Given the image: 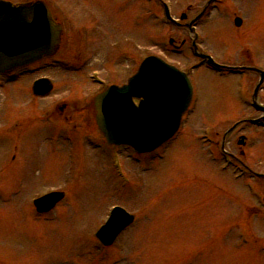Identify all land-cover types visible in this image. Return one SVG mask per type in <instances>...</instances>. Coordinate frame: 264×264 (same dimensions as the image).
<instances>
[{
    "label": "rangeland",
    "instance_id": "obj_1",
    "mask_svg": "<svg viewBox=\"0 0 264 264\" xmlns=\"http://www.w3.org/2000/svg\"><path fill=\"white\" fill-rule=\"evenodd\" d=\"M46 1L66 23L63 49L0 76V264H264V121L229 131L259 117L246 101L260 72L264 104V0ZM164 5L183 26L207 7L196 43L228 68L193 67L190 36ZM149 56L190 73L193 102L171 141L137 156L106 145L89 108ZM39 78L53 85L42 99L30 92ZM217 143L234 168L221 170ZM56 191L65 198L38 216L32 201ZM112 207L137 219L98 250Z\"/></svg>",
    "mask_w": 264,
    "mask_h": 264
},
{
    "label": "water",
    "instance_id": "obj_2",
    "mask_svg": "<svg viewBox=\"0 0 264 264\" xmlns=\"http://www.w3.org/2000/svg\"><path fill=\"white\" fill-rule=\"evenodd\" d=\"M240 25L236 19L235 26ZM59 39L60 28L53 24L44 4L12 6L0 2V74L53 56ZM50 91L46 80L34 84L35 95ZM132 98L143 101L135 107ZM190 100L186 76L149 57L127 86L110 87L94 99L95 123L108 144L130 146L137 154L148 153L176 133ZM62 198L63 194L52 193L34 201V207L38 213H46ZM133 219L124 210L114 209L96 238L110 246Z\"/></svg>",
    "mask_w": 264,
    "mask_h": 264
},
{
    "label": "flooded vegetation",
    "instance_id": "obj_3",
    "mask_svg": "<svg viewBox=\"0 0 264 264\" xmlns=\"http://www.w3.org/2000/svg\"><path fill=\"white\" fill-rule=\"evenodd\" d=\"M31 1H33V0H31Z\"/></svg>",
    "mask_w": 264,
    "mask_h": 264
}]
</instances>
